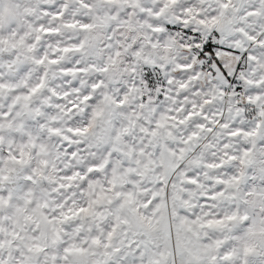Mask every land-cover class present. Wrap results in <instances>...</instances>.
I'll list each match as a JSON object with an SVG mask.
<instances>
[{
  "label": "snow or ice",
  "instance_id": "6c2138e0",
  "mask_svg": "<svg viewBox=\"0 0 264 264\" xmlns=\"http://www.w3.org/2000/svg\"><path fill=\"white\" fill-rule=\"evenodd\" d=\"M0 264H264V0H0Z\"/></svg>",
  "mask_w": 264,
  "mask_h": 264
}]
</instances>
